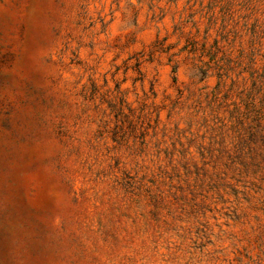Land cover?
I'll use <instances>...</instances> for the list:
<instances>
[{
	"label": "clouds",
	"instance_id": "clouds-1",
	"mask_svg": "<svg viewBox=\"0 0 264 264\" xmlns=\"http://www.w3.org/2000/svg\"><path fill=\"white\" fill-rule=\"evenodd\" d=\"M24 7L0 35V118L38 115L48 140L62 125L69 148L87 145L69 179L79 178L81 203L63 197L114 210L93 254L107 264H264V143L243 132L258 123L264 135V0ZM214 39L209 64L199 45ZM226 211L239 216L228 227Z\"/></svg>",
	"mask_w": 264,
	"mask_h": 264
},
{
	"label": "rangeland",
	"instance_id": "rangeland-1",
	"mask_svg": "<svg viewBox=\"0 0 264 264\" xmlns=\"http://www.w3.org/2000/svg\"><path fill=\"white\" fill-rule=\"evenodd\" d=\"M24 5L25 0H0V35L23 18ZM153 35L155 40L164 39L163 33ZM196 43L190 41L185 47L189 52L196 51ZM92 46L89 42V47ZM199 51L209 64L213 63L220 51L218 41L214 39L211 46L200 44ZM220 98L227 101L228 94ZM32 106L35 111L37 106ZM113 119H118V114ZM45 123L38 115L24 118L17 113L0 118V258L7 256L8 264H107L106 258L93 254L92 242L94 238L102 240L111 235L114 210L109 207L98 212L99 201L95 205L87 201L76 208L63 197V191L76 192L74 202L81 203L80 180L76 178L70 184L69 179L75 161L87 145L74 141L69 148L64 139L68 133L62 125H57L56 140H48ZM241 123L237 119L236 124ZM232 131L241 137V145L247 143L239 128L233 127ZM243 132L249 141L264 143L258 123L255 130L250 126ZM119 135L120 126L114 124L110 136L113 143ZM224 216L225 227L228 221L239 219L234 211H226Z\"/></svg>",
	"mask_w": 264,
	"mask_h": 264
}]
</instances>
